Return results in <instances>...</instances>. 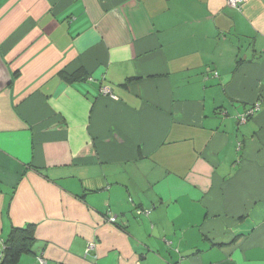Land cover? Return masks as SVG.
<instances>
[{"label": "crops", "instance_id": "0c3cea01", "mask_svg": "<svg viewBox=\"0 0 264 264\" xmlns=\"http://www.w3.org/2000/svg\"><path fill=\"white\" fill-rule=\"evenodd\" d=\"M29 224L24 264H264V0H0V258Z\"/></svg>", "mask_w": 264, "mask_h": 264}, {"label": "trees", "instance_id": "16d2710c", "mask_svg": "<svg viewBox=\"0 0 264 264\" xmlns=\"http://www.w3.org/2000/svg\"><path fill=\"white\" fill-rule=\"evenodd\" d=\"M35 232L36 226L31 224L22 228L13 227L5 239L0 264H20L24 256L31 254L36 241Z\"/></svg>", "mask_w": 264, "mask_h": 264}, {"label": "built area", "instance_id": "2783aa9c", "mask_svg": "<svg viewBox=\"0 0 264 264\" xmlns=\"http://www.w3.org/2000/svg\"><path fill=\"white\" fill-rule=\"evenodd\" d=\"M247 0H227V3H228V5L230 6V7H232V8H241V6L246 2ZM105 92H108L109 90L108 89H105L104 90ZM256 110H252V111H250L249 112V114L248 115H245V116H243L242 118H241V121L244 123V122H246L247 121V119L249 118V116H251V115H253L254 114V112H255ZM94 250V245H90L89 246V248H88V250H87V253H90V252H92ZM37 264H48V262H47V260L45 259V257L44 256H39L38 258H37Z\"/></svg>", "mask_w": 264, "mask_h": 264}, {"label": "rangeland", "instance_id": "374dc122", "mask_svg": "<svg viewBox=\"0 0 264 264\" xmlns=\"http://www.w3.org/2000/svg\"><path fill=\"white\" fill-rule=\"evenodd\" d=\"M25 258H26V257L23 258V260H22V262H21L20 264H24V259H25Z\"/></svg>", "mask_w": 264, "mask_h": 264}]
</instances>
